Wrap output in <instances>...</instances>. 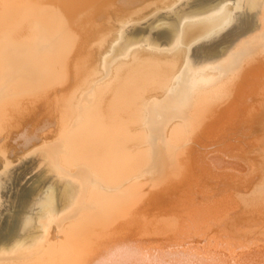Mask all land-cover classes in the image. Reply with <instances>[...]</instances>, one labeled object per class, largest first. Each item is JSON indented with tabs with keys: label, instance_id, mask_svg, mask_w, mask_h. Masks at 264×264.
<instances>
[{
	"label": "bare ground",
	"instance_id": "6f19581e",
	"mask_svg": "<svg viewBox=\"0 0 264 264\" xmlns=\"http://www.w3.org/2000/svg\"><path fill=\"white\" fill-rule=\"evenodd\" d=\"M0 264H264V0H0Z\"/></svg>",
	"mask_w": 264,
	"mask_h": 264
},
{
	"label": "rangeland",
	"instance_id": "374dc122",
	"mask_svg": "<svg viewBox=\"0 0 264 264\" xmlns=\"http://www.w3.org/2000/svg\"><path fill=\"white\" fill-rule=\"evenodd\" d=\"M216 43H219V41H216ZM215 45V43H213ZM41 106V105H39ZM35 111L34 115L31 116L29 119L25 120L23 123V126L25 129L21 132V137L19 139L13 138L12 142L9 145V150L8 154L13 156L12 151L17 150L20 146H22L25 142L29 140V137L32 135V138L35 136H41L44 133L45 126L49 123V119L45 117L42 113V109L39 108ZM31 121H34L35 125H30ZM44 121V122H43ZM34 130V131H33ZM19 135V134H18ZM20 159L18 162L21 160L25 161L28 159L29 154L25 151V149L20 150ZM20 165V163H18ZM16 164L15 167H18Z\"/></svg>",
	"mask_w": 264,
	"mask_h": 264
}]
</instances>
